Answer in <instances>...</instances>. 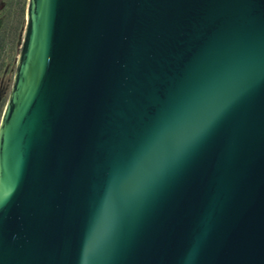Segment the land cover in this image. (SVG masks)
<instances>
[{"label": "water", "instance_id": "water-1", "mask_svg": "<svg viewBox=\"0 0 264 264\" xmlns=\"http://www.w3.org/2000/svg\"><path fill=\"white\" fill-rule=\"evenodd\" d=\"M0 125V264H264V0H29Z\"/></svg>", "mask_w": 264, "mask_h": 264}, {"label": "flooded vegetation", "instance_id": "flooded-vegetation-1", "mask_svg": "<svg viewBox=\"0 0 264 264\" xmlns=\"http://www.w3.org/2000/svg\"><path fill=\"white\" fill-rule=\"evenodd\" d=\"M10 7L9 0H0V125L15 79L16 54L12 46L15 42L14 34H17V26L15 14L10 11Z\"/></svg>", "mask_w": 264, "mask_h": 264}, {"label": "rangeland", "instance_id": "rangeland-1", "mask_svg": "<svg viewBox=\"0 0 264 264\" xmlns=\"http://www.w3.org/2000/svg\"><path fill=\"white\" fill-rule=\"evenodd\" d=\"M28 1L27 0V4L25 7V16L24 18L19 21V24H17V34H14V44L12 46L13 49H15V60H14V72L16 71V64H17V60L18 57L20 56L21 53V49H22V45H23V41H24V37H25V32H26V28H27V9H28Z\"/></svg>", "mask_w": 264, "mask_h": 264}, {"label": "trees", "instance_id": "trees-1", "mask_svg": "<svg viewBox=\"0 0 264 264\" xmlns=\"http://www.w3.org/2000/svg\"><path fill=\"white\" fill-rule=\"evenodd\" d=\"M9 2L11 5L10 11L15 14V22L17 26V24H19V21H21L25 16V7L27 4V0H9Z\"/></svg>", "mask_w": 264, "mask_h": 264}]
</instances>
